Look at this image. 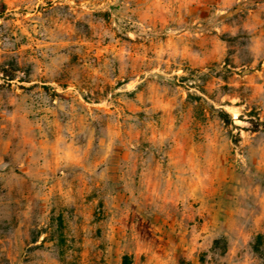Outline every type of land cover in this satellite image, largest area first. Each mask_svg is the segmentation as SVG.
Returning a JSON list of instances; mask_svg holds the SVG:
<instances>
[{
  "label": "rangeland",
  "instance_id": "rangeland-1",
  "mask_svg": "<svg viewBox=\"0 0 264 264\" xmlns=\"http://www.w3.org/2000/svg\"><path fill=\"white\" fill-rule=\"evenodd\" d=\"M2 5L0 264H264V0Z\"/></svg>",
  "mask_w": 264,
  "mask_h": 264
},
{
  "label": "trees",
  "instance_id": "trees-1",
  "mask_svg": "<svg viewBox=\"0 0 264 264\" xmlns=\"http://www.w3.org/2000/svg\"><path fill=\"white\" fill-rule=\"evenodd\" d=\"M4 9H5V6L2 5V8L0 9V19L1 18L3 19ZM19 72H21V66L18 64V62L14 58H10V60H4L0 64V81H3V83L5 84H11V82L16 79V75ZM183 79H185V77H183ZM21 82H23V80H21ZM193 99L196 100V99H199V97L197 96L196 98H193ZM218 117L224 123V125L235 127L233 125L232 119L226 112L221 111ZM259 129H260L259 125H254L252 131L256 132V131H259ZM233 142L236 143V140H233ZM218 243H219L218 240H214L213 246H212L213 250L218 249V246H217ZM226 251H227V245L225 244L221 250L220 255H225ZM203 261H204L203 258H201L202 263ZM123 264H130L126 256L123 258Z\"/></svg>",
  "mask_w": 264,
  "mask_h": 264
}]
</instances>
